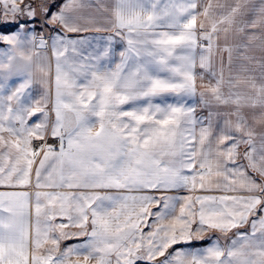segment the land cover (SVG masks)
Returning a JSON list of instances; mask_svg holds the SVG:
<instances>
[{
    "label": "snow or ice",
    "instance_id": "snow-or-ice-1",
    "mask_svg": "<svg viewBox=\"0 0 264 264\" xmlns=\"http://www.w3.org/2000/svg\"><path fill=\"white\" fill-rule=\"evenodd\" d=\"M0 264H264V0H0Z\"/></svg>",
    "mask_w": 264,
    "mask_h": 264
}]
</instances>
